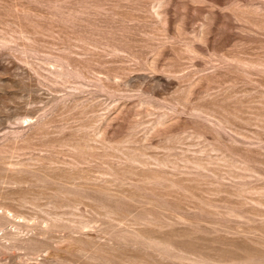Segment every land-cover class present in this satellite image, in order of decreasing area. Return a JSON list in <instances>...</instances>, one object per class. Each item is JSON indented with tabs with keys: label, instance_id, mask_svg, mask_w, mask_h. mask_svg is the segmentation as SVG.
Instances as JSON below:
<instances>
[{
	"label": "rangeland",
	"instance_id": "1",
	"mask_svg": "<svg viewBox=\"0 0 264 264\" xmlns=\"http://www.w3.org/2000/svg\"><path fill=\"white\" fill-rule=\"evenodd\" d=\"M0 264H264V0H0Z\"/></svg>",
	"mask_w": 264,
	"mask_h": 264
}]
</instances>
